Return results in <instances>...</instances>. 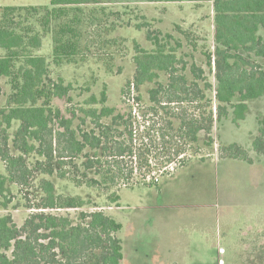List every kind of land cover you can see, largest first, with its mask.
Wrapping results in <instances>:
<instances>
[{"label": "trees", "instance_id": "trees-1", "mask_svg": "<svg viewBox=\"0 0 264 264\" xmlns=\"http://www.w3.org/2000/svg\"><path fill=\"white\" fill-rule=\"evenodd\" d=\"M123 1L212 4L213 51L201 53V66L193 54L184 53L183 39L190 41L180 28L176 31L183 39L146 31L152 48L134 46L135 72L127 87L136 92L147 87L148 111L165 119L158 129L135 126L132 108L120 112L108 106L106 87L98 95L84 89L88 95L64 113L55 106L56 101L72 104L76 91L57 72L93 58L91 48L97 42L92 34L100 31L109 38L121 27H102L114 16L105 5ZM46 37L49 58L39 54ZM107 38L98 46L116 42ZM261 99L264 0H49L48 6L0 7V162L5 169V175L0 173V209L11 202L10 186L27 187L34 171L47 177L55 173L60 180L90 189L124 187L139 173L141 181L129 188L153 187L146 182L151 172L167 175L176 160L182 163L185 146L198 144L202 136L204 146L211 148L214 126L219 130L230 118L238 126L248 103ZM220 158L249 165L264 160V119L257 120L249 151L227 144ZM38 188L41 211L29 215L21 228L10 214L0 217V264H122L120 223L102 211L81 212L75 222L46 214L44 210L82 209L86 202L80 196L56 195L46 178ZM109 200L117 203L118 194Z\"/></svg>", "mask_w": 264, "mask_h": 264}, {"label": "rangeland", "instance_id": "rangeland-1", "mask_svg": "<svg viewBox=\"0 0 264 264\" xmlns=\"http://www.w3.org/2000/svg\"><path fill=\"white\" fill-rule=\"evenodd\" d=\"M0 2L7 4L4 7L49 5V0H0ZM105 7L112 10L114 16L103 22L102 27L110 26L112 23H115V27L116 25L121 27H117L109 38L106 33L96 31L92 34L91 40L98 43L106 37L109 40L115 39L116 42L107 47L93 43L95 44L94 48H91L93 58L86 65L59 69L57 73L67 83H71L76 91L72 104L56 101L55 106L64 113L66 109L76 106V102H81L88 95L84 89L89 88V94L98 95L100 90L106 87L107 105L120 112L132 108V113L137 119L135 126L152 125L156 129L164 127L165 119L160 114L148 111L145 94L147 87L140 88L138 92L132 85L130 88L127 87V84L132 82L135 72L132 61L134 46L138 44L145 50L152 48L146 41V31L155 33L156 36L173 33L183 39L184 36L176 31V28H180L188 33L190 41L189 44L183 39L184 53L193 54L194 62L201 66L203 59L201 53L213 51L212 4L123 1L121 4ZM136 25H143L142 30H137ZM50 51L51 42L49 37H46L39 54L49 58ZM185 60L191 61L190 58ZM207 79L214 85L211 74L207 73ZM123 88L125 94L121 96ZM78 94H81L80 98L77 97ZM137 97H141L142 100L137 102ZM173 107L175 106H170ZM258 119H264V99L248 103L246 117L238 126L232 123V118L219 130L214 126L211 148L204 146L206 136H202L198 144L185 146L183 160H179L182 163L179 164L176 160L167 168L169 171L167 175L156 171L150 173L149 176L155 174L163 178L174 174L191 161L207 162L202 165L197 163L195 165L198 166L189 167L188 170L182 169L177 176L183 177L194 168H197L202 176L204 172L206 180L202 181L200 191L210 195L207 197L201 194L200 202L195 205L177 202L181 206H176L173 202L161 201L155 188L137 185L129 188L141 181L139 173L124 187L90 189L85 186L77 187L69 180H60L55 173L47 177L34 171L27 187L19 189L10 186L11 202L6 210L0 209V217L10 214L15 225L21 228L29 215L39 213L41 210L37 208L43 195L38 185L41 179L46 178L55 185L56 195L80 196L86 205L77 210H44V213L66 216L75 222L81 212L102 211L121 224L122 229L118 237L122 241V264H264V160H256L249 165L220 158V149L227 144L234 143L250 150ZM16 127L17 124H14L11 134ZM31 166L34 168L33 162ZM0 173L5 175L1 162ZM143 174L145 172L142 171L140 175L144 177ZM114 192L118 194L119 201L112 204L109 197ZM147 203L149 207L156 208L154 210L167 209L166 216L170 218L160 221L153 210L143 214L146 210L142 209ZM154 204L158 206H153ZM175 212H179L181 218L199 216L203 217L204 221H177L173 217Z\"/></svg>", "mask_w": 264, "mask_h": 264}, {"label": "crops", "instance_id": "crops-1", "mask_svg": "<svg viewBox=\"0 0 264 264\" xmlns=\"http://www.w3.org/2000/svg\"><path fill=\"white\" fill-rule=\"evenodd\" d=\"M4 6H7V4H3L0 2V7H4ZM197 163L199 165H202L207 162L196 161V160L191 161L189 164L185 165L184 167L176 171L174 174L161 178L157 185H154L153 187H147V188H155L160 195L161 201H165L167 203L173 202L174 205L176 206H181L177 202L184 203V205H195L197 202L198 203L200 202L201 194L207 197H209L210 195L209 193H205V192L201 193L200 191L202 181L206 180L204 172L202 176L200 175L201 174L200 171L197 168H194L186 172L183 177L178 178L177 176L180 170L182 169L188 170L189 167L198 166V165H195ZM237 164H239V162ZM149 206L150 205L147 203V206L144 209H142L144 211L146 210L143 214H146L149 211L153 210L158 215V219H160V221H164L170 218V216H166L167 214L166 211L168 212L167 209L158 208V210H154L156 208L149 207ZM153 206H158V205L154 204ZM172 207H175V206H172ZM177 208L178 207H176V209ZM179 214H180L179 212L177 213L175 212V214L173 215L174 219L177 221H183V220H187V222L204 221L203 217L199 218V216H195V218L188 219V218H181ZM181 214H184V213H181ZM144 217L145 216H143L142 218L144 219Z\"/></svg>", "mask_w": 264, "mask_h": 264}, {"label": "built area", "instance_id": "built-area-1", "mask_svg": "<svg viewBox=\"0 0 264 264\" xmlns=\"http://www.w3.org/2000/svg\"><path fill=\"white\" fill-rule=\"evenodd\" d=\"M160 179L161 178H159L158 175L156 176L155 174H152L151 176H148L146 178V182H148V183L151 182V183H153V185H157L159 183Z\"/></svg>", "mask_w": 264, "mask_h": 264}]
</instances>
